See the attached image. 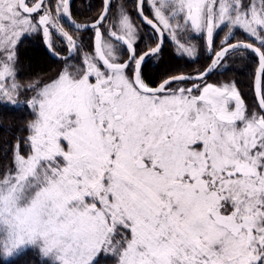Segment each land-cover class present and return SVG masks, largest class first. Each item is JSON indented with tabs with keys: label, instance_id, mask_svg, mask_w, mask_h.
<instances>
[{
	"label": "snow or ice",
	"instance_id": "obj_1",
	"mask_svg": "<svg viewBox=\"0 0 264 264\" xmlns=\"http://www.w3.org/2000/svg\"><path fill=\"white\" fill-rule=\"evenodd\" d=\"M135 11L103 0L80 23L70 0H0V111L32 116L0 161V264L30 253L36 264H264V0H136ZM138 25L155 39L146 51ZM41 34L58 67L24 80L20 46ZM165 35L189 58L203 38L211 64L152 86L144 65ZM247 51L251 107L235 82L206 80Z\"/></svg>",
	"mask_w": 264,
	"mask_h": 264
},
{
	"label": "trees",
	"instance_id": "obj_2",
	"mask_svg": "<svg viewBox=\"0 0 264 264\" xmlns=\"http://www.w3.org/2000/svg\"><path fill=\"white\" fill-rule=\"evenodd\" d=\"M135 0H128L129 7L134 5ZM102 8V0H74L70 7L71 14L77 22H86L95 19ZM147 11V8H146ZM90 31H85V50L91 48ZM225 32L220 31L215 35V44L218 45L224 39ZM143 39L138 41L137 50L145 49L148 44H154L155 39L144 34ZM167 37V36H166ZM245 38L244 33L237 31L231 42ZM197 39V40H195ZM193 42L197 44L198 52L195 58L181 57L176 54L175 47L171 41L166 39L160 56L148 61L144 66V75L147 82L155 86L165 75L171 74H195L197 70L203 71L211 61L205 41L200 37H193ZM217 47V46H216ZM82 55V54H81ZM228 66L222 71H214L206 80L216 82H235L242 98L248 106L256 103L253 95V78L257 69V58L251 52H245L243 56L237 53L230 55L226 61ZM20 76L22 79L35 78L37 76L46 77L57 67V58L51 56L46 50L41 35H32L20 46ZM212 79V80H211ZM32 119L28 111H18L15 113L0 111V161L7 163L10 159V146L15 139L21 141L28 135L26 124ZM11 129L9 132L8 129ZM23 147V144H22ZM8 152V158H5ZM39 257L34 254L22 257L17 264H36Z\"/></svg>",
	"mask_w": 264,
	"mask_h": 264
},
{
	"label": "rangeland",
	"instance_id": "obj_3",
	"mask_svg": "<svg viewBox=\"0 0 264 264\" xmlns=\"http://www.w3.org/2000/svg\"><path fill=\"white\" fill-rule=\"evenodd\" d=\"M118 2H122V3H124L125 5H126V7H127V10L129 11V13H131L132 14V18H133V20L135 21V20H137V19H135V14H136V11H135V4H136V0L134 1V5H132V7H129V4H128V0H113V3L115 4V3H118ZM102 6H103V3H102ZM147 8V7H146ZM139 26V28H140V32H139V36H140V39H143L144 37V34H146L148 37H150V38H153V33L151 32V31H145V28H143V27H141V25H138ZM41 36H42V34H41ZM88 36H92V32L90 31V34H88ZM167 35H165V41H166V39H168L167 37H166ZM86 39V35H83V40H85ZM140 39L138 40V41H140ZM42 40H43V37H42ZM169 41H170V39H168ZM195 40H197V39H195ZM195 40H193V41H195ZM204 40V39H203ZM205 41V40H204ZM43 43H44V41H43ZM205 43V42H204ZM45 45V44H44ZM150 44H148L147 46H146V48L149 46ZM151 46H154L153 44H151ZM217 46V50H218V48H219V46H220V44H218V45H216ZM62 48H63V55H67L68 53H67V50H66V46H61ZM46 48V47H45ZM46 50L48 51V49L46 48ZM85 50V49H84ZM86 51V50H85ZM207 51H208V54L209 55H211V58H212V56H214V53H210L209 52V50L207 49ZM49 52V51H48ZM49 54H50V52H49ZM82 54V53H81ZM51 55V54H50ZM230 56V55H229ZM156 57L154 56V57H152L151 58V60H152V62L154 61V59H155ZM155 62V61H154ZM211 62V61H210ZM226 64H227V66H228V63L226 62ZM223 69H225V68H217V69H215L216 71H219V70H223ZM212 80V79H211ZM208 83H214V82H212V81H207ZM216 83H220V82H216Z\"/></svg>",
	"mask_w": 264,
	"mask_h": 264
},
{
	"label": "water",
	"instance_id": "obj_4",
	"mask_svg": "<svg viewBox=\"0 0 264 264\" xmlns=\"http://www.w3.org/2000/svg\"><path fill=\"white\" fill-rule=\"evenodd\" d=\"M73 2H74V0H70V7H71V5H72ZM66 22H67V21H66ZM80 23H82V22H80ZM146 26H147V25H146ZM147 27H149V26H147ZM149 28H150V27H149ZM88 31H89V30H88ZM164 41H165V38H164ZM233 43H236V42H233ZM163 45H164V42H163ZM45 46H46V45H45ZM46 48H47V46H46ZM248 52H251V51H248ZM251 53H252V52H251ZM50 54H51V53H50ZM253 54H254V53H253ZM254 55H255V54H254ZM255 56H256V55H255ZM152 57H154V56H152ZM152 57H149V58L146 60V62H147L150 58H152ZM256 58H257V67H258V57L256 56ZM146 62H145V63H146ZM210 64H211V62H210ZM210 64H209V65H210ZM209 65H208V66H209ZM208 66H207V67H208ZM207 67H206V68H207ZM206 68H205V69H206ZM205 69H204V70H205ZM214 71H215V69H214L212 72H210V73L207 75L206 78H208L209 76H211V74H212ZM255 73H256V71H255ZM254 78H255V74H254ZM254 78H253V95H254V98H255V101H256V97H255V89H254Z\"/></svg>",
	"mask_w": 264,
	"mask_h": 264
},
{
	"label": "flooded vegetation",
	"instance_id": "obj_5",
	"mask_svg": "<svg viewBox=\"0 0 264 264\" xmlns=\"http://www.w3.org/2000/svg\"><path fill=\"white\" fill-rule=\"evenodd\" d=\"M102 3H103V0H102ZM135 19H137V14H135ZM141 27H143V28H145V31H151L152 32V30L149 28V27H147L146 25H141ZM154 46H155V43L153 44ZM164 45H165V41H164ZM164 45H163V47H164ZM147 50V48H145V49H142V50H138V52L139 51H146ZM56 58V57H55ZM151 60V58L148 60V61H150ZM147 61V62H148ZM146 62V63H147ZM145 63V64H146ZM145 66V65H144Z\"/></svg>",
	"mask_w": 264,
	"mask_h": 264
}]
</instances>
